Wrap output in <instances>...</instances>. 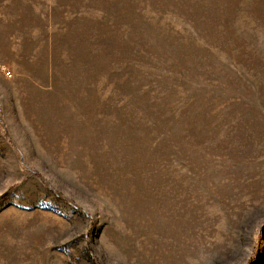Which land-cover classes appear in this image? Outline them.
<instances>
[{
  "label": "rangeland",
  "instance_id": "obj_1",
  "mask_svg": "<svg viewBox=\"0 0 264 264\" xmlns=\"http://www.w3.org/2000/svg\"><path fill=\"white\" fill-rule=\"evenodd\" d=\"M0 264H264V0H0Z\"/></svg>",
  "mask_w": 264,
  "mask_h": 264
}]
</instances>
